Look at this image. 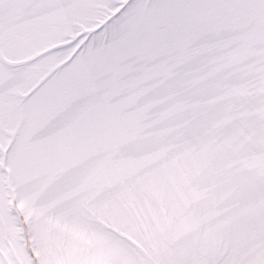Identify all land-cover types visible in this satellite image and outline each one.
Instances as JSON below:
<instances>
[{
  "label": "snow or ice",
  "instance_id": "6c2138e0",
  "mask_svg": "<svg viewBox=\"0 0 264 264\" xmlns=\"http://www.w3.org/2000/svg\"><path fill=\"white\" fill-rule=\"evenodd\" d=\"M0 264H264V0H0Z\"/></svg>",
  "mask_w": 264,
  "mask_h": 264
}]
</instances>
